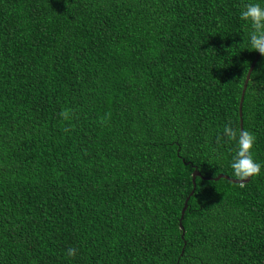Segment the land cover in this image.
I'll list each match as a JSON object with an SVG mask.
<instances>
[{"label":"trees","instance_id":"obj_1","mask_svg":"<svg viewBox=\"0 0 264 264\" xmlns=\"http://www.w3.org/2000/svg\"><path fill=\"white\" fill-rule=\"evenodd\" d=\"M248 2L0 0V264H264Z\"/></svg>","mask_w":264,"mask_h":264},{"label":"clouds","instance_id":"obj_2","mask_svg":"<svg viewBox=\"0 0 264 264\" xmlns=\"http://www.w3.org/2000/svg\"><path fill=\"white\" fill-rule=\"evenodd\" d=\"M242 19L249 25L246 48L264 55V0H249L240 12ZM254 87H264V81L254 82ZM223 135L236 141V150L230 160V168L234 177L240 181L261 173L262 165L254 159L253 149L256 137L248 130L239 134L229 125H225ZM75 248H68L67 255L74 256Z\"/></svg>","mask_w":264,"mask_h":264},{"label":"water","instance_id":"obj_3","mask_svg":"<svg viewBox=\"0 0 264 264\" xmlns=\"http://www.w3.org/2000/svg\"><path fill=\"white\" fill-rule=\"evenodd\" d=\"M260 55H261V54L258 52L257 55H256V58L254 59V61L252 62V65H251L250 68H249V71H248V73H247L246 80H245V83H244V88H243L242 96H241V100H240L241 131L244 130L243 102H244L245 92H246V89H247V86H248V82H249V80H250V78H251L252 71H253V69H254V67H255V65H256V63H257V60L259 59ZM197 175H200V172H198V170L196 169V170L194 171V174H193V182H194V184H195V180H196V176H197ZM222 176H223V177H226V178H228V179H230V180H233L234 182H240V183L248 182V181L250 180V178H249V179L246 180V181H240L239 179L232 178V177H230V176H228V175H225V174H220V175H219L218 177H216L215 179H218V178H220V177H222ZM194 188H195V187H194ZM194 191H195V189H193L192 192H191V194L186 198V200H185V205H184V207H183V209H182V216H181V219H180V225H181V228L183 229V235H184V233H185V228H184V225H183L182 220H183L184 214H185V212H186V209H187V207H188V201H189V198H190V196L193 194Z\"/></svg>","mask_w":264,"mask_h":264}]
</instances>
